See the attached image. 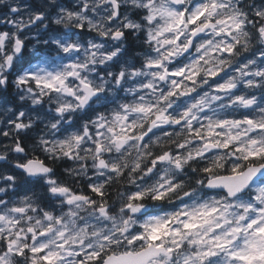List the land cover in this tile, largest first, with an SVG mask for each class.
<instances>
[{
	"label": "clouds",
	"instance_id": "1",
	"mask_svg": "<svg viewBox=\"0 0 264 264\" xmlns=\"http://www.w3.org/2000/svg\"><path fill=\"white\" fill-rule=\"evenodd\" d=\"M0 264H264V0H0Z\"/></svg>",
	"mask_w": 264,
	"mask_h": 264
}]
</instances>
